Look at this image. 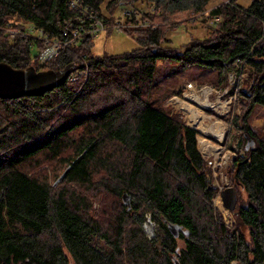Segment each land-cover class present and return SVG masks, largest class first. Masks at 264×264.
<instances>
[{
	"label": "trees",
	"instance_id": "1",
	"mask_svg": "<svg viewBox=\"0 0 264 264\" xmlns=\"http://www.w3.org/2000/svg\"><path fill=\"white\" fill-rule=\"evenodd\" d=\"M210 1L0 0V62L37 71L79 67L44 94L0 99V264H264V139L247 127L253 110L264 109V0L247 8L220 0L208 12L215 24L210 38H193L183 49L161 47L163 29L152 28L130 52L93 57V42L85 41L39 66L44 45L25 34L58 39L69 19L74 27L78 16L86 26L88 17L111 26L124 10L152 23L168 7L200 15ZM159 62L175 74L194 73L192 79L215 74L219 88L237 62L250 72L234 122L250 145L232 162L246 199L238 204L236 197L231 228L214 210L218 190L207 178L198 132L150 96ZM41 160L68 169L57 185L111 196L109 216L93 215L83 193L31 174ZM145 222L155 225L153 237L144 233Z\"/></svg>",
	"mask_w": 264,
	"mask_h": 264
},
{
	"label": "rangeland",
	"instance_id": "2",
	"mask_svg": "<svg viewBox=\"0 0 264 264\" xmlns=\"http://www.w3.org/2000/svg\"><path fill=\"white\" fill-rule=\"evenodd\" d=\"M219 1L220 0H211L205 8V13L200 15L191 13V10L187 8L176 10V8L168 7L166 8V16L160 14L157 15L156 12V14L154 13L157 18L153 20V23L149 18L142 14L137 18L134 17L136 22H132L123 17L121 12L117 19V24L111 26L105 25V31L101 32L95 39L87 40L93 42L91 55L93 57H101L105 54L119 55L130 52L137 48L135 39L140 37L141 32L152 28L163 29L164 36L161 47L167 46L183 49L193 38L200 40L209 39L213 32L212 27H215V24L208 16V12L218 5ZM253 1L254 0H236V4L241 8H247ZM136 7H143L142 10H145V12H150L151 10L150 6L140 3L137 4ZM158 69L157 88L152 91L150 96L160 108L169 110L171 114H178L186 124L188 113L185 112V114H183L177 109L178 107H175L176 109H174L169 104L171 98L176 97L182 101V104L189 105L208 117L206 124L207 127L211 128L213 124L217 122L222 125V138L220 140L210 134H204L202 132L197 135L196 140L198 137H201L211 145L220 148L217 157L214 155L205 156L207 178L218 190V194L213 200L214 210L221 216L224 225L231 228L237 223L235 209L234 212L231 213L223 208L219 198V192L223 191L225 188L233 187L236 192L238 204L244 202L246 199L244 191L234 183L235 175L232 162L236 157L245 155L246 145L248 143V140L245 142L242 141L244 133L241 130V122H238V127H235L234 122L236 121V118H241L243 110L242 106H244V100L239 97L240 91H247L253 82L249 79L250 72L247 70L243 77H232L228 74L225 85L222 88H219L214 84L218 80L215 74H210L202 79H192L189 76L194 73H190L189 76L185 74H175L173 73L171 66L161 62L158 63ZM189 83L195 85L197 87L196 89L207 87L214 89L215 92L212 94L197 90L196 92H190V90L188 91L186 89V85ZM225 90L227 91V94L223 95ZM199 94L202 95L200 96ZM229 97H233L231 102L228 103L229 109L222 111L221 106L226 100H229ZM205 101L210 107L203 105ZM189 127L197 132L199 131L192 123ZM247 127L256 137L264 139L263 108H255L253 110L247 120ZM200 146H203L202 139H199V145L197 143L198 151H201L199 149ZM64 170L65 166H63L62 163L41 160L37 167L30 170V173L42 180H46L50 185H53L56 182L57 177H59ZM98 178L99 176L95 179L98 180ZM55 186L58 189L67 187L78 193H83L93 207L92 214L101 219L103 217L105 219L109 216L108 214L111 212L115 204V201L111 196L100 193L99 191H86L74 184L69 185L66 183ZM128 202L129 198L125 200V203ZM236 207L237 206H235V208ZM154 227V224H149L147 222L143 224V231L147 237L150 238L155 235ZM242 231L247 237V229L242 228Z\"/></svg>",
	"mask_w": 264,
	"mask_h": 264
},
{
	"label": "built area",
	"instance_id": "3",
	"mask_svg": "<svg viewBox=\"0 0 264 264\" xmlns=\"http://www.w3.org/2000/svg\"><path fill=\"white\" fill-rule=\"evenodd\" d=\"M78 6L79 5L77 1L70 2L71 9L77 10ZM84 13L85 12H83L82 14ZM132 15L136 18L139 16L138 14H136V12L134 13L133 10H124L122 12V16L127 19H130ZM74 20L79 22L76 27H74L71 19L64 22V26H63L64 28L62 30V38H58V39L57 38H47V36H45L42 32H35L32 30H29L28 33H25V34L34 36L35 40L42 42L44 45V47L37 53V56H36V61L39 66H43L49 63L50 61L54 60L62 50L76 46L80 44L81 42L87 41L88 39H95L97 36L100 35L101 32L105 31V25L100 19L88 17L87 19V21L89 22L88 26L85 25V21L82 20V18L79 16L74 18ZM13 35L14 34L11 33V36ZM83 64L84 66H86V63L84 60H83ZM246 72H247L246 66H244L243 63L237 62L235 64V72L230 75L232 77H243L246 74ZM83 73L86 74V72H83ZM70 80L74 81L75 77H70ZM196 88L197 87L191 83L186 85V89L188 91L190 90V92H196V90L207 93V94H212L215 92V90L212 88H207V87H203L201 89H196ZM225 94H227L226 90L223 92V95ZM199 95L201 96L202 94H199ZM232 99L233 97H229V100L228 101L226 100L224 102V104L221 106L222 111L229 109L228 103H230ZM169 102H170L169 104L174 109H176L175 107H178L177 109L180 110V112H182L183 114L187 112L181 107L182 101L179 100L178 98L173 97L171 98ZM186 121H187L186 124L188 126L192 123L189 114H187ZM199 133L201 132L198 131V135ZM201 156L205 160V156H208V155L201 153Z\"/></svg>",
	"mask_w": 264,
	"mask_h": 264
},
{
	"label": "water",
	"instance_id": "4",
	"mask_svg": "<svg viewBox=\"0 0 264 264\" xmlns=\"http://www.w3.org/2000/svg\"><path fill=\"white\" fill-rule=\"evenodd\" d=\"M79 67L70 64L61 70L37 71L34 67L26 69L13 68L9 64L0 62V99L14 100L24 96H37L62 85L70 74ZM250 141L246 145L248 149ZM66 169L56 180L57 185L66 174ZM235 183H238L234 176ZM219 198L223 208L234 212L236 206V194L233 187L225 188L219 192Z\"/></svg>",
	"mask_w": 264,
	"mask_h": 264
},
{
	"label": "bare ground",
	"instance_id": "5",
	"mask_svg": "<svg viewBox=\"0 0 264 264\" xmlns=\"http://www.w3.org/2000/svg\"><path fill=\"white\" fill-rule=\"evenodd\" d=\"M204 106L206 107H210V105H208V103L205 101V103H203ZM182 108L184 110H186L191 118L192 123L194 124V126L202 133L204 134H210L216 138H218L219 140L222 138V125L220 123H214L213 126L207 127V118L205 115H203L202 113L198 112L197 110H195L194 108L190 107L189 105H185V104H181ZM199 139H202L203 141V146H200L199 149L201 151H199L202 154L205 155H214L217 157L220 148L214 145H211L210 143L206 142L203 138L198 137L197 138V143L199 145Z\"/></svg>",
	"mask_w": 264,
	"mask_h": 264
}]
</instances>
